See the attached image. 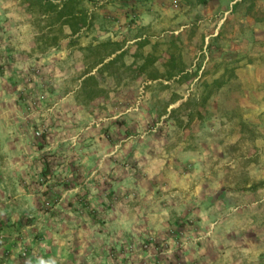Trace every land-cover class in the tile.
Returning a JSON list of instances; mask_svg holds the SVG:
<instances>
[{
  "label": "crops",
  "instance_id": "1",
  "mask_svg": "<svg viewBox=\"0 0 264 264\" xmlns=\"http://www.w3.org/2000/svg\"><path fill=\"white\" fill-rule=\"evenodd\" d=\"M50 1L55 2L0 0V20L18 24L10 39L25 56L26 67L35 57L42 65L44 82L36 87L44 92L45 104L33 119L43 121L48 130L38 147L17 146L19 174L5 176L18 184L13 194L0 188V264H178L180 260L194 264V254L209 245L203 241V247L198 246L195 224L207 228L211 224L214 233L226 225L221 220H231L234 213L243 220L238 227L244 230L248 218L254 222L256 217H249L248 211L264 214V48L251 50L246 35L229 30L234 17L230 12L241 0H101L89 9L86 1L79 0L75 12L84 9L87 23L74 24V29L70 24H52ZM175 51L194 58L190 63L178 59L173 63ZM232 61L236 76L227 77L219 92L225 94L233 81L238 83L239 111H213L212 95L209 114L192 122L199 126L205 120V129L216 137L205 147L210 157L200 155L192 162L195 173L172 176L166 174L167 159L154 161L159 174H151L152 160H145L150 175L143 177V185L128 180L135 193L128 192L121 201L111 199L124 194L118 191V160L113 157L119 146L103 135L105 122L94 125L113 117H106L99 106L118 99L131 101L135 94L128 92L129 87L163 81L161 74H149L151 70L175 72L171 77L176 85L182 82L194 91L198 81V85L204 82L201 74L184 83V73L207 68L216 72L212 81L207 80L213 82L232 68ZM120 68L136 75L121 76ZM92 76L97 84L87 82ZM99 87L108 89L105 99L96 95ZM250 127L254 135L249 138ZM244 142L262 154L252 163L259 174L232 188L231 178L223 174L236 161L211 158L212 152ZM175 163L180 167L182 162ZM217 167L224 173L217 174ZM156 182L162 190L158 193ZM249 196L255 197L250 204ZM81 197L85 201L80 204ZM233 198L239 201L233 204ZM189 221L195 224L188 225ZM260 222L255 220L254 226ZM185 231L188 241L181 238ZM152 235L154 241L147 242ZM180 246L185 249L178 250ZM217 263L233 261L219 257Z\"/></svg>",
  "mask_w": 264,
  "mask_h": 264
},
{
  "label": "rangeland",
  "instance_id": "2",
  "mask_svg": "<svg viewBox=\"0 0 264 264\" xmlns=\"http://www.w3.org/2000/svg\"><path fill=\"white\" fill-rule=\"evenodd\" d=\"M84 1L89 4V9L90 6L96 5L101 0ZM230 14L231 16L234 15L233 18L231 17V21L228 22L231 33L239 35V32H241L246 35L247 46L251 50L263 49L264 0H241L233 7V11ZM239 19H242V21H238ZM3 22L4 20L1 19L0 188L13 194V188L18 186V184L11 177L5 176L19 174L15 164V159L20 155L17 151V146L21 145V143H26L31 147H38V144L43 142V139L45 140L48 130L45 128L43 121L33 119V115L37 116V111L41 110L45 104L43 101L45 98L44 92L40 94L36 87L39 83L44 82L42 79L44 75L42 65L36 61L38 57H35L33 64L26 67L25 56L18 54L19 50L16 49L10 39V33L12 34L17 29L18 24ZM175 52H177L178 56H173V63H176L177 59L179 60L178 62L185 60L183 61L184 64L186 62L190 63L194 58L191 54H184L183 58L181 52ZM201 59H203V54ZM234 63L235 61H232V68H234ZM114 69L113 67L111 70ZM118 71L121 76L133 78L136 75L134 71H128L127 69L120 68ZM193 72L195 75L185 77L184 83H190L198 74H201L200 79L202 81H212L216 73L207 68L201 72ZM148 73L152 75L161 74L163 81L153 82L145 87H129L128 92L132 91L135 94L131 101L125 102L118 99L117 102L111 103L110 106L106 105L107 102L104 105L99 104L100 112L106 111V117H113L94 122V125L96 122H105L102 129L103 135L110 142L117 143L119 146L118 155H113V157L118 160L117 167L120 178V182L116 183L120 185L118 191L124 190V194L120 192L117 196L112 197L111 199L114 201L118 199H120L118 201H121V197L128 192L135 193L133 191L134 184L131 185L132 182L129 184L128 180H134L136 186L143 185V177L150 175L149 166L147 164L146 166L143 165V161L152 160L151 174H159L156 173L159 169L158 163L154 161L163 158L169 162L168 172L166 173L169 176L193 174L196 170L193 169L192 162L199 158L200 155H208L210 157L205 147H207V142H210L209 140H216V137L211 136L209 131L205 129L203 125L205 120H202L199 126H197L199 122L196 126L192 125V123L187 125V114L191 105L188 103L181 106V103L187 100L192 92L194 93L193 99L197 96H202L204 90L202 83L198 85V81L193 91L191 85H182V82L176 85V79L171 77V74L175 72L151 70ZM104 78L101 81L103 84L106 83ZM113 79L115 80V78ZM166 79L169 83L164 82ZM109 83L111 84V81ZM232 84L225 94L219 92V90L213 94L211 98L213 111L225 110L232 114L239 111L238 101L241 96V87L235 81ZM112 91L118 92L116 87ZM147 92H150L149 95ZM107 94L108 89L99 87L96 95L101 99H105ZM145 96H149L146 102H144ZM179 97H183V99L177 101ZM173 108H176V110L173 111ZM128 109L134 113L127 112ZM247 131L249 138L254 135L253 127L247 128ZM220 138L218 135L217 140ZM28 155H33V153L29 151ZM261 156V152L257 151V148L251 142H244L241 145H231L227 151H213L211 158H226V160L236 161L234 166L225 168V173L223 172L224 168L221 167H217L216 173H224L223 175L229 176L232 188H237L238 186H243L245 181H249L252 175L259 174V168L252 165V163L259 160ZM176 161L182 162L180 167L176 166ZM110 185L115 184L110 183ZM153 186H155L157 193L162 191L158 182L153 184ZM121 187L123 189H120ZM136 189H138L136 191H141V188L137 187ZM249 191H251V188H249ZM7 197H10V195ZM253 199H255L254 196H249L248 203L254 202ZM84 201L85 199L82 197L78 199L80 204ZM231 201L236 204L239 200L233 198ZM87 202L89 203L88 200H86ZM248 215L249 217L256 216L253 218L256 221L257 219L261 221L260 224L254 226L255 220L253 222L251 218H248L250 220L247 219L246 229L241 230L238 226L239 222L243 220L239 218L238 214L234 216V213H232V216H230L231 220L222 219L221 221H225L226 225H219V229L213 233L210 227L211 224L207 228L201 225L197 226L193 221H189L188 225L195 224L193 230L198 233L196 238H200L198 246L203 247L205 244L203 241L209 244L204 245L207 248L202 249L204 250L202 253L194 254L196 259L194 264H218L217 259L219 257L231 258L232 264H261V262H264V214L259 215L258 212L248 211ZM212 219H217V217ZM181 225H185V223L183 222ZM180 231L182 232V229ZM189 236V232L185 231L182 233L181 238L188 241L190 240ZM155 238L152 235V238L147 239V242L150 243ZM147 242L145 244L150 245ZM179 249L184 250L185 248L180 246ZM258 252L261 253L259 254ZM205 258L210 261L213 260V262H209ZM155 264H160V262H155ZM178 264L187 263L185 260H180Z\"/></svg>",
  "mask_w": 264,
  "mask_h": 264
},
{
  "label": "trees",
  "instance_id": "3",
  "mask_svg": "<svg viewBox=\"0 0 264 264\" xmlns=\"http://www.w3.org/2000/svg\"><path fill=\"white\" fill-rule=\"evenodd\" d=\"M77 1L79 0H55V2L50 1L48 9L53 13L52 24H57L59 22H61L60 25L70 24L74 29V24L76 25L79 23H85L87 20V12H85L84 9L75 12V4ZM64 16H67L66 19H63ZM193 75H195L194 72H186L183 74L184 77H192ZM235 76L236 73L234 68H230L229 70L227 69L222 76L216 78L213 82H202V86L204 88L202 96H197L193 99L192 95L194 93L192 92L190 97L181 103V106H184L188 103L191 105L187 114V125H190L194 119H203L209 114V99L217 90L227 83V77L234 78ZM87 82L89 84H97L94 76L89 78ZM95 91H98V89ZM175 110L176 108H173V111ZM243 125L248 127L249 124L243 122Z\"/></svg>",
  "mask_w": 264,
  "mask_h": 264
}]
</instances>
